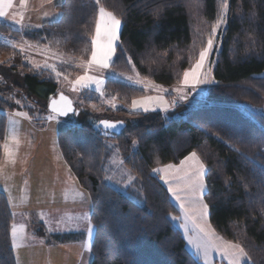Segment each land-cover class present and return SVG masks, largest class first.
Instances as JSON below:
<instances>
[{
	"label": "trees",
	"instance_id": "1",
	"mask_svg": "<svg viewBox=\"0 0 264 264\" xmlns=\"http://www.w3.org/2000/svg\"><path fill=\"white\" fill-rule=\"evenodd\" d=\"M101 7L122 21V47L118 45L111 66L127 74L136 70L162 84L179 83L216 21L225 14L228 19L220 50L213 56L217 83L212 84L207 103L184 106L183 114L177 115L182 104L168 116L161 111L135 112L129 109L131 101L146 95V90L107 78L103 90L117 98L118 107L93 112L86 104L75 103L80 122L58 133L64 160L91 197L90 219L95 226L91 264H201L173 225L171 215L179 216L180 211L153 173L156 166L178 164L192 151L207 167L204 200L211 224L244 247L251 258L244 264H264V125L241 107H264V0H65L57 5L61 17L56 22L25 33L55 51L88 60ZM0 31L21 34L3 22ZM21 67L25 71L18 82L15 73ZM8 70L4 82L0 80V159L7 115L17 109L4 92L13 87L36 97L37 104L59 93L52 76L29 72L21 60ZM23 107L32 116L33 108ZM91 118L122 119L127 125L119 134L95 131ZM109 139L136 176L139 193L127 190L139 202L108 181L113 153ZM12 225L9 201L0 190V264H17ZM38 233L47 232L39 227ZM83 236L54 233L49 241L66 243Z\"/></svg>",
	"mask_w": 264,
	"mask_h": 264
},
{
	"label": "crops",
	"instance_id": "2",
	"mask_svg": "<svg viewBox=\"0 0 264 264\" xmlns=\"http://www.w3.org/2000/svg\"><path fill=\"white\" fill-rule=\"evenodd\" d=\"M64 1L24 0L22 4L21 0H13L8 16L0 17V22L20 32L33 30L56 22L61 17L57 5ZM14 14L17 20L22 17L21 23L11 19ZM162 96L171 105L168 94ZM171 108L165 112L174 111ZM7 117L0 190L13 214L11 234L15 227L16 235L11 237L17 264H91L93 238L88 239V227L77 241H49L50 234L82 231L83 224L89 226L92 211L88 191L79 184L59 150L57 135L61 126L54 119L45 124L36 122L18 111L9 112ZM43 222L47 235L38 233V224Z\"/></svg>",
	"mask_w": 264,
	"mask_h": 264
},
{
	"label": "snow or ice",
	"instance_id": "3",
	"mask_svg": "<svg viewBox=\"0 0 264 264\" xmlns=\"http://www.w3.org/2000/svg\"><path fill=\"white\" fill-rule=\"evenodd\" d=\"M24 3V0H21ZM13 6V0H0V17L8 16L7 9ZM225 8L227 5L224 6ZM11 19L16 23L22 22V17L17 20L14 14ZM224 23V19H218L212 27L206 45L199 50L198 58L194 64L183 71L182 79L179 81V86L172 91L180 94L183 100L189 99V94H202V85L217 83L214 78L210 79L214 61L211 59L214 54L219 52L220 44L216 39L218 29ZM122 21L118 19L112 12L101 7L99 9V20L96 24L95 36L92 38V49L90 59L84 61L86 71L80 75L75 81V85L81 88H89L93 84L97 90L103 88L105 80L99 75H90L89 71L93 68L97 72L102 73L104 70H109L110 66L117 55V47L121 45L120 31ZM130 59V58H129ZM47 67V65H45ZM37 67H40L37 65ZM60 73H57L59 76ZM113 75H116L113 73ZM131 79V78H128ZM142 86L154 88L157 92L168 91L160 85H155L151 81L137 80ZM115 99V98H113ZM113 108L116 104L109 101ZM175 102H173L174 105ZM163 108L167 111L169 105L167 100L162 95H144L140 98L133 99L130 104L132 110H143L148 112L155 108ZM51 112L55 115L48 117L49 120L56 119L57 116L68 117L69 114L76 113L73 102L63 93L58 99H52L50 104ZM123 121L102 120L100 124L104 129H115L123 125ZM156 173H163L161 179L167 186L168 192L179 203L180 209L183 211V217H174L176 220L183 219L185 232L188 231L189 225L195 230L196 236L189 237L191 243L196 249L203 251V256L208 264H211V252L215 250L221 257L228 260V264H242V261L247 257L244 249L237 244L224 242L219 237L212 225L209 223L210 209L209 205L204 201L205 195V165L201 162L196 152H192L180 162L179 166L169 164L163 169L156 168L153 170ZM13 236L16 235V228L13 227ZM88 234L91 236L92 228L89 226Z\"/></svg>",
	"mask_w": 264,
	"mask_h": 264
},
{
	"label": "rangeland",
	"instance_id": "4",
	"mask_svg": "<svg viewBox=\"0 0 264 264\" xmlns=\"http://www.w3.org/2000/svg\"><path fill=\"white\" fill-rule=\"evenodd\" d=\"M222 18L224 19V23L221 25L220 29H218V33L216 37L218 44H220L222 40L221 37L224 31V28L226 27L225 25L227 23L228 15L225 14ZM27 34L28 33H25V32H21V34H14V33L5 34L0 31V80L1 82H4V80L6 79L5 75L3 74L9 73L8 68H11V65L21 60L22 64H25L30 69L29 72L32 71L34 73L35 72L42 73L46 77L52 76L58 82L57 90L66 92L70 97L73 98L74 102L77 103L78 105L83 106V104H86V106H88L91 110H93V112L95 111L100 112L106 107L113 108L111 104L109 103V101H112V103L116 104L118 107L119 101H117V98L112 95H108L105 92V90H103V88L100 90H97L95 85L93 88L92 87L91 88H81L80 86L75 85V81L77 80V78L86 71V66L84 64V61H87V60L79 59V58H76L75 56L67 55L60 51H55L51 49L48 45L46 44L44 45L40 43V41H35V40L32 41L28 39ZM211 59L213 60V57ZM37 65H39L40 67H37ZM45 65H47V67ZM19 70H20L19 72L15 73L17 74L16 80L18 82H22L21 77H23L25 70L22 69V67L19 68ZM212 70H213V67H212ZM89 72H90L89 73L90 75L101 76L105 81L107 80V78H113L115 80L118 79L126 83H131L140 88L142 87L146 90V95L168 94V96L171 98V105H173V102H175L171 109L173 108L175 109L177 105L182 104V106L177 109L176 115L183 114L184 106L186 109L188 107L199 106L200 104L207 103L209 101V97L207 96L212 87V84L202 85L201 86L202 94L190 93L189 99L183 100L180 98V94L172 91L174 88L179 86V83L162 84L155 80H150L146 77L139 75L136 70H133L132 72L127 74L119 70H116L115 68L111 66L109 70H104L102 73L97 72L95 68H93ZM57 73H60V75L57 76ZM113 73H115L116 75H113ZM128 78H131V79H128ZM211 78H214L213 73H211L210 79ZM137 80L151 81L155 85L162 86L163 89H168V91L157 92L154 88L142 86L138 83H135V81ZM4 94L6 98L12 104L14 103V105L16 106L17 109L15 111L21 112L23 114L26 113V115L30 116V114L28 113V110L26 108L24 109L23 106H25L26 104L28 105V107L33 108L32 109L33 111L31 114L33 117L32 116L30 117L32 119H35L36 122L40 121L45 124L47 120H49L48 119L49 116L55 115L54 113L50 112L49 110L47 111L46 109V106H47L46 102L48 100L46 101L43 100L45 105L42 102H41L42 104L41 103L37 104L34 102L37 99L36 97H27V95H22V93L18 89H15L13 87L11 90L9 89L6 90ZM51 96H52L51 94L48 95L49 98ZM241 107H243V109L246 112H248L252 117L256 118L258 121H260L264 125V107L263 106L254 107L251 105H247V106L241 105ZM155 110L162 111L164 114L168 116V113L165 112L164 109L162 108H155ZM155 110H150V111H155ZM54 120L58 122V124L61 126V129H65L67 127H70L74 123L80 122V118L77 117V114H72L68 117L57 116L56 119ZM90 121L92 123H95L96 119L94 120L91 118ZM108 145L110 146V148H112V152H113L111 155L110 161H109V165L107 167V170H109V176H108L109 183H111L114 187H116L121 192L123 191V192L128 193L133 200H136L139 202V198L136 195L133 196V194H130V192L127 190V188L130 187L132 190L134 189V191H136L134 193H139L140 191L139 186L137 185L136 182H134V179L136 176L132 174L130 170H128V168L124 165L123 156L121 152L117 149L116 144L112 139L108 140ZM192 152H195V151H192ZM192 152H190V154ZM198 157L200 158L201 162L205 165V162L203 161V159H201V156L198 155ZM184 159L185 158H183L182 160ZM180 162L178 164L167 163L166 165H159V166H156L154 169L156 168L163 169L169 164L179 166ZM205 169L207 171L206 165H205ZM153 173L157 174L160 180L163 182V180L161 179V177L163 176L162 172L156 173L153 171ZM164 185L166 186L165 183ZM206 188H207V185H206V179H205V192L207 191ZM171 199L173 203L176 204V206L178 207L180 211L179 217H183V211L180 209L179 203L172 196H171ZM174 217H177V215H171L173 225L181 230L184 238L186 239L187 249L190 250L193 256L196 257L198 261H200L201 264H208V261L204 259L203 251L202 250L198 251L196 247L189 240V237L194 238L196 236L195 230L191 227V225H189L188 231L185 232V229L183 226L184 225L183 219L176 220L174 219ZM209 223L211 224L210 218H209ZM89 226H91L92 228V234L91 236H89L88 234V239L89 237L93 238V235L95 232L94 230L95 226L91 222V220L89 222ZM89 226L88 224L87 225L83 224L82 231H77V232L85 233L87 230V227L89 228ZM38 227H44L46 229V225L44 222L41 223V225L38 224ZM212 227L215 230L216 234L219 237H221L224 242H231L233 244H237L240 247H242V245L230 239L228 240L224 236L219 234L213 225ZM242 248L244 249V247ZM244 252L247 253L245 249H244ZM210 259H211V264H228V260L226 258L221 257L220 254L216 252L215 250H212ZM247 261H251V258H249L248 254H247V257H245V259L242 261V264H244Z\"/></svg>",
	"mask_w": 264,
	"mask_h": 264
},
{
	"label": "water",
	"instance_id": "5",
	"mask_svg": "<svg viewBox=\"0 0 264 264\" xmlns=\"http://www.w3.org/2000/svg\"><path fill=\"white\" fill-rule=\"evenodd\" d=\"M61 93H63L65 96H67L70 100H72V102H73V107H74V109H75V111H76V113L78 112V110H77V108H76V104H75V102H74V100H73V98L72 97H70L66 92H64V91H59V93L57 94V95H53V96H51L49 99H48V102H47V104H48V110L51 112V108H50V104H51V100L52 99H58L59 98V95L61 94ZM70 115H72V114H69V116ZM102 120H109V121H123L124 123H123V125L122 126H119V127H117V128H115V129H104V127H103V125H101L100 124V121H102ZM98 125H100V127L102 128V130L104 131V132H109V133H112V134H119V132H121L125 127H126V123H125V121L124 120H122V119H119V120H113V119H109V118H102V119H100L99 120V122H98Z\"/></svg>",
	"mask_w": 264,
	"mask_h": 264
},
{
	"label": "built area",
	"instance_id": "6",
	"mask_svg": "<svg viewBox=\"0 0 264 264\" xmlns=\"http://www.w3.org/2000/svg\"><path fill=\"white\" fill-rule=\"evenodd\" d=\"M93 128L95 129V131H102L101 127L98 125V122L95 121V123H93Z\"/></svg>",
	"mask_w": 264,
	"mask_h": 264
}]
</instances>
